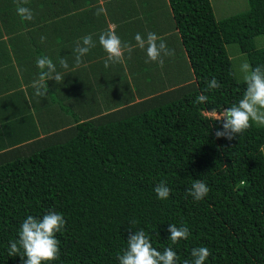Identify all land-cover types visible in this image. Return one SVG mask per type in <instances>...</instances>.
<instances>
[{"label": "trees", "instance_id": "trees-1", "mask_svg": "<svg viewBox=\"0 0 264 264\" xmlns=\"http://www.w3.org/2000/svg\"><path fill=\"white\" fill-rule=\"evenodd\" d=\"M168 2L194 80L86 120L74 113L67 128L1 152L0 264H23L9 242L27 216L49 211L67 223L59 259L45 264H119L138 229L157 250L172 247L179 264L197 247L212 253L205 264H264V125L217 138L224 121L205 114L246 90L227 44L252 68L264 65L255 41L264 40V0L222 18L211 0ZM213 77L221 87L204 92ZM201 93L206 103H196ZM196 179L210 188L201 201L188 194ZM162 181L172 190L165 200L154 191ZM170 224L186 225L188 239L172 244Z\"/></svg>", "mask_w": 264, "mask_h": 264}, {"label": "crops", "instance_id": "crops-1", "mask_svg": "<svg viewBox=\"0 0 264 264\" xmlns=\"http://www.w3.org/2000/svg\"><path fill=\"white\" fill-rule=\"evenodd\" d=\"M20 6L32 10V20L18 14ZM101 7L106 13L97 15ZM109 30L133 46L136 33L146 38L153 32L174 55L161 66L134 47L122 63L105 67L108 54L99 36ZM88 35L95 47L77 64V43ZM45 56L64 76L62 83L37 66ZM41 79L45 97L33 87ZM193 80L168 0H0V153L67 128L74 113L86 120Z\"/></svg>", "mask_w": 264, "mask_h": 264}, {"label": "clouds", "instance_id": "clouds-1", "mask_svg": "<svg viewBox=\"0 0 264 264\" xmlns=\"http://www.w3.org/2000/svg\"><path fill=\"white\" fill-rule=\"evenodd\" d=\"M17 12L25 20H32V10L25 6L17 8ZM106 13V9L101 7L97 10V15ZM136 44L129 45L122 42L120 37L113 30L107 33H102L99 36V43L106 51L107 60L105 67L110 64L122 63L124 60L125 51L131 55L134 47L146 49L148 61L158 62L161 66L164 64V57L174 55V50L169 49L166 42L160 39L157 34L149 32L144 38L140 33H136L134 37ZM95 47V43L91 35L85 36L81 43L76 46V63L82 62V57L85 56L91 48ZM60 66L63 69H68L67 60L61 58ZM37 66L41 69H47L46 75L48 79H54L57 83H62L64 76L57 71L56 65L48 57H41L37 60ZM241 70L247 73L244 77L246 90L243 98L231 107L225 108L223 112L217 114L215 120H223V130H217L215 136L225 137L228 140L233 139L237 134H242L252 127V122L259 125H264V65L252 68L248 63L241 66ZM33 87L36 89V95L45 97L48 88L43 80L33 82ZM220 82L213 77L206 83L204 92L219 89ZM209 97L201 93L196 97V103H206ZM157 198L165 200L169 197L171 189L166 182H161L155 189ZM208 185L196 179L192 183L188 194L196 201H201L209 193ZM66 220L63 214L55 211H49L38 218L32 215L22 222L18 239L9 242L8 255H20L23 264H45V262L54 261L60 257V240L57 238V233L65 229ZM137 221H131V224H136ZM170 232L169 239L172 244H178L181 240H186L190 236V229L186 225L177 226L170 224L168 227ZM211 251L207 247L193 248L191 261L184 260L183 264H205V261L211 255ZM27 257L25 260L24 257ZM119 264H179V257L172 247L165 248L162 252L153 247L151 237L144 229H138L134 234H129L127 239V247L122 254L118 255Z\"/></svg>", "mask_w": 264, "mask_h": 264}, {"label": "rangeland", "instance_id": "rangeland-1", "mask_svg": "<svg viewBox=\"0 0 264 264\" xmlns=\"http://www.w3.org/2000/svg\"><path fill=\"white\" fill-rule=\"evenodd\" d=\"M211 3L213 5L216 18H222L228 15H232L233 13L247 9L248 7L247 0H211ZM255 41L257 46H261L264 43L262 36H257ZM226 48L232 60L237 80H244V77L247 73L241 70V66L244 63H248L245 54L240 52L237 45L234 43L227 44ZM205 114L215 117L219 113L205 112Z\"/></svg>", "mask_w": 264, "mask_h": 264}]
</instances>
